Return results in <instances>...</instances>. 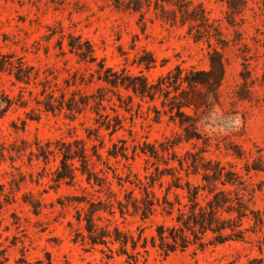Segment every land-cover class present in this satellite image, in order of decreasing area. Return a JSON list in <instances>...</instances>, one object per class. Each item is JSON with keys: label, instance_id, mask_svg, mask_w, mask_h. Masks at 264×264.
Listing matches in <instances>:
<instances>
[{"label": "trees", "instance_id": "obj_1", "mask_svg": "<svg viewBox=\"0 0 264 264\" xmlns=\"http://www.w3.org/2000/svg\"><path fill=\"white\" fill-rule=\"evenodd\" d=\"M98 1L123 12L139 14L138 24L143 32L147 29L146 15L152 10L164 24L187 27L196 42H207L209 67L176 65L155 80H149L145 70L157 65L152 52L142 49L137 53L131 65L139 68V72L133 73L128 62L119 69L107 65L96 55L90 40L73 33L65 34L61 27L59 30L50 28L47 40L58 35L59 49L66 53L65 45L78 62L87 65L89 72L77 71L60 81L49 68L30 64L24 56L14 52H0V74L10 76L13 84H20L17 100L5 91L0 92V117L18 100L22 107H27L30 100L25 97L27 92L36 103L26 112L27 119L38 120L41 113L46 112L64 114L72 122L91 113L93 125L84 126L86 138L72 136L71 140L60 138L46 142L24 139L10 146L0 145V160L9 158L15 162L28 155L30 159L48 164L51 158L58 159L52 172V181L57 186L85 182L88 187H84V191L89 187L94 189L99 196L88 191V195L76 200L83 205L76 216L82 225V241L92 247L107 248L109 259L114 255L124 256V264H148L142 252H147L149 244L168 256L191 246L203 248L208 244L244 241L250 231L245 222L253 221L259 228L264 226L262 211L254 207L257 190L252 180V173L264 172V156L259 151L248 156L230 134H224L233 129L235 121L224 108L221 87L226 73L224 51L231 45L239 47L242 57V93H237L238 97L250 100L257 92V83L264 87V31L260 32L261 38L253 39L254 47L250 46L243 18L248 1L226 0L225 24L234 30V39L227 38L223 22L212 20L206 8L192 0ZM259 65L261 73L253 78ZM94 83L98 85L92 92L82 89ZM137 99L140 101L136 102ZM143 102L149 104L156 120H160L162 114L169 115L179 124L181 132L154 143L134 140L133 156H130L127 140L115 141L114 136L125 129L127 118L123 112L131 113L134 108L140 112ZM22 123L25 125L26 119ZM107 138L111 143L108 147ZM184 143H191L193 147L182 152ZM213 145L221 153L225 150L228 155L245 160L242 170L235 164L223 162L220 157H211ZM105 148L106 156L102 152ZM138 149L148 156L150 166L146 167L144 177L135 174L133 180L130 178L132 165H128L125 179L118 168L111 165V158L117 162L135 160ZM16 169L18 173L10 181V194L14 189L20 190L25 182L22 172ZM116 179L119 190L115 188ZM125 183L135 188L124 189V198H121L119 191L121 193ZM135 189L139 190L138 195ZM23 200L38 213L39 199L25 194ZM104 213L110 216L106 224L103 223ZM118 213L125 220L131 213L142 221L158 214L164 221L155 226L150 237L143 236V232L135 237L113 222ZM45 257L31 260L22 252L15 264H53L50 253ZM7 259L6 249L0 248V264ZM244 264H264V259L252 258Z\"/></svg>", "mask_w": 264, "mask_h": 264}, {"label": "rangeland", "instance_id": "obj_2", "mask_svg": "<svg viewBox=\"0 0 264 264\" xmlns=\"http://www.w3.org/2000/svg\"><path fill=\"white\" fill-rule=\"evenodd\" d=\"M201 3L212 20L223 22V28L228 39H234V30L225 24L228 11L226 0H192ZM247 9L243 18L247 31V42L254 47V38H261L264 31V0H247ZM139 14L117 10L112 5L98 0H0V52H14L24 56L30 64L43 69L49 68L59 76V80L70 78L73 73H87L86 64L77 61V57L68 52L64 45V52L58 47V35L50 40L46 36L51 33L50 28L65 34L73 33L90 40L100 59L116 69L128 62L129 69L138 73L139 68L133 64L137 53L146 49L153 53L157 65L151 70H145L149 80H155L159 75L167 73L176 65L185 68L197 67L206 69L208 63L207 42H196L189 34L187 27H172L158 20L154 11L146 15L147 29L143 32L138 24ZM238 21L241 19L238 17ZM233 44V43H231ZM238 46L226 48V73L221 87L224 108L232 116L233 129L224 134H230L235 144L246 150L248 156L261 152L264 156V87L256 84L257 92L250 100L240 99L243 79L242 57ZM255 65V64H253ZM261 73V65L254 72L256 78ZM97 83L82 89L92 92ZM5 91L18 99L20 84H13V80L6 74H0V92ZM29 100L27 107L21 106L18 100L5 116L0 117V145L10 146L15 142L27 139L46 142L48 140L66 139L73 137L86 138L85 127L93 125L91 113L81 115L75 121L65 118L64 114L42 112L38 120L26 118V112L36 106L33 98L26 92ZM140 100L137 99L136 102ZM160 108L161 104L156 103ZM142 111L123 112L126 116L125 129L119 131L114 140H127L129 155L133 156L136 141L141 143L158 142L166 137L181 132L178 123L171 120L169 115L162 114L160 120L155 119V113L149 110V104L142 103ZM26 119L23 125L22 120ZM85 122L84 125L81 123ZM85 126V127H84ZM16 127L18 129H16ZM107 147L111 145L108 138ZM121 144V143H119ZM201 146L202 143L200 142ZM193 144L184 143L180 151L192 148ZM221 153L213 145L211 157L223 160L225 163L237 165L242 170L245 160H238L228 155L225 150ZM106 156V148L103 149ZM149 158L138 149L135 160L121 159L117 162L111 158V165L118 168V172L127 178L128 165H132L131 179L135 174L144 177L146 167L150 166ZM58 164V159L51 158L48 164L30 156H24L11 162L9 158L0 160V248L6 249L7 261L3 264H15L22 252L35 260L45 259L48 252L53 264H124L125 257L114 255L109 259L110 252L103 246L84 243L80 234L81 224L76 219L77 210L83 205L76 201L84 194H95L94 189L85 182L76 186L65 183L56 185L52 181V172ZM22 172L25 182L20 190L12 191L10 181L17 169ZM112 175L113 172L110 171ZM22 177V178H23ZM21 177H18V179ZM252 180L256 186L254 207L260 209L264 216V172L252 173ZM118 180H114L116 190ZM119 191L124 198V189L131 190L135 186L125 183ZM33 195L41 201L38 213L24 202V195ZM135 194L139 190L135 189ZM91 197V196H89ZM103 223L106 224L110 216L104 213ZM164 221L161 215H155L142 221L138 215L128 214L126 220L119 213L113 222L124 231H129L135 237L143 232V236L154 234L155 226ZM249 228L244 241H228L223 244H208L203 248L191 246L185 251H177L165 256L162 251L148 245L147 252H142L148 264H244L252 258L264 259V226L259 228L253 221L245 222ZM105 250V251H103ZM143 251V249H141Z\"/></svg>", "mask_w": 264, "mask_h": 264}]
</instances>
